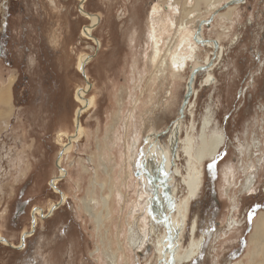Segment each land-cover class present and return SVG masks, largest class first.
Masks as SVG:
<instances>
[{"label": "rangeland", "instance_id": "374dc122", "mask_svg": "<svg viewBox=\"0 0 264 264\" xmlns=\"http://www.w3.org/2000/svg\"><path fill=\"white\" fill-rule=\"evenodd\" d=\"M80 1L0 0V85L14 77L13 112L0 120V264H166L159 261L166 224L152 212L156 189L144 172V156L162 132L156 152L165 148L169 157H158V183L162 191L169 185L180 205L189 192L184 180L193 160L181 148L189 138L197 146L206 118L225 144L220 160L205 164L183 245L195 221L196 237H202L200 220L212 237L197 264H264V249L251 245L249 237L236 255L242 230H229L234 219L242 220L240 208L256 192L264 193V0H239L233 21L218 15L227 0L215 5L182 0L177 10L186 12L196 38L201 31L200 39H192L186 71L174 67L172 53L183 35L169 21L157 28L161 53L153 57L149 13L160 0ZM81 3L98 16L96 23ZM167 9L157 15L181 17ZM206 17L210 20L197 32L199 19ZM214 39L221 41L219 51ZM194 58H212L215 65L196 71L176 152L170 153ZM81 88H88L92 100L80 116L82 128L76 122ZM76 134L55 189L58 154ZM54 205L50 215H36L35 229L23 239L34 228V209L46 214Z\"/></svg>", "mask_w": 264, "mask_h": 264}, {"label": "bare ground", "instance_id": "6f19581e", "mask_svg": "<svg viewBox=\"0 0 264 264\" xmlns=\"http://www.w3.org/2000/svg\"><path fill=\"white\" fill-rule=\"evenodd\" d=\"M81 1H83V0H81ZM181 1L182 0H175V2H173L172 0H165L164 2L166 4V7H164V8H166V10H168L167 8L169 7L172 10H177V5L179 3H181ZM195 1H196V4L199 5L203 1L206 2V4H208L212 0H195ZM238 2H240V1L239 0H227L228 4L224 5L226 8L223 9L222 11H220L218 13V15H220V17L222 19L226 18L225 20L231 19L230 21H233V16L231 17V15H233L234 11L238 8V6L236 4ZM217 3H220V0H216V1L214 0V3H212V4L215 5ZM162 4H163V2L161 0L155 2L153 4V6L151 7V11L149 13L150 18H151V22H152L153 40H154V45H155L153 48V50H154V56L153 57H155L157 59V57H159V55L161 53L160 52L161 47H159L160 46L159 42L161 41V37H160V34H156L157 28L159 26L162 29L163 27L161 25H163L167 21H169L170 26L172 25L175 27V33H177V31H179L180 34L183 35L182 39L179 38V39H181L182 45L181 46L178 45V46H180V48L177 47L176 51H173V53H172V55L174 57V65H175L174 67H177V70L181 69V71H182L187 64V60H188L190 53H191V57H192V52H193V47H194L193 44L195 43V42L193 43L192 39L194 41H196V39H198V38L200 39V34H199L201 32L200 30H202L204 24L207 23L208 20H210V18L208 19L206 17V18H200L199 19L198 23L200 26H198L196 31L197 32L200 31V32H198L199 35L197 34L198 38H196V34L194 35V31L189 29V27L187 25L189 21H187V20L185 21V19H186L185 13L186 12L183 10L181 11L180 7H179V11L181 14V17L178 18L179 20L178 19L177 20L172 19L170 13H167L164 16H159V15H157V13H159L160 10L164 9V8H162L163 7ZM81 6L83 7V3H81ZM216 11L218 12L219 10L216 9ZM84 13H86V12H84ZM87 15L92 18L93 23H96L99 19L96 14L91 15V13L88 12ZM222 22H224V21H222ZM174 27L171 28L170 30L174 29ZM181 29H182V31H181ZM91 30H92V28H89V32H91ZM167 31H169V29ZM206 42H207V40H206ZM212 42H213L212 43L213 46H215L216 48L220 47V45H219L221 43L220 39H214ZM176 46H177V44H176ZM219 50H220V48L217 51H219ZM218 54H217V56H218ZM87 60H88V57H84V59L82 61V69L84 68ZM192 60H195V62L192 64V68H194L193 71L194 70L199 71L200 68L205 67V66H206V69H212L215 65V63L212 61V58L211 59L208 58L206 60V62L203 60L197 61V58H194ZM195 78L196 77L192 78L191 81L189 79H187V86L185 89V95L188 92V89H190L191 91L189 93L188 103L185 106L183 113H181V111H180L181 107H180L178 115L174 120L175 125L174 124L173 125H174L175 129L173 131V134L171 133L172 137L169 141L170 146L168 145L170 147L169 148L170 153H171V151L176 152V147H177V143H178V139H179L178 136L181 133L180 129H179V125H180L183 117L185 116V114L188 110L187 108L189 107L190 99L192 98V94L195 91V86H194ZM207 80H208V82L211 81L210 76ZM13 81H14V77L12 76V77H10V81L8 82V84H1L0 85V120H1V118L3 119V118L10 117V115L13 112L12 89H11ZM87 91H88V88H85V89L81 88L77 91V98H78L79 102H82L81 106L78 107L77 113H76L77 114L76 122L78 124L80 123V118H81L80 116L83 113V110H85L86 108H88L92 104V100L87 98ZM208 112L209 111H207V113ZM79 114H80V116H79ZM208 119L206 118L204 120L202 127L198 133L197 146L195 147L192 144V140H194V138H189L188 144L183 146V148H181V149H183L185 154L189 155L193 160L189 161L188 175L185 177V180H184L186 185L188 186L189 192L187 194V197H185L182 200L180 205L177 206V204L174 203L175 197L171 194L170 186L167 185V190H166L165 185L162 186L163 188L165 187L164 191H162L160 189L161 185L158 183V181L160 180V176L158 175V169L160 167L157 166L159 163V162L157 163V161H159L158 157L160 156V158H161L163 156L166 158V161L168 160V157H169L165 152L166 151L165 148L161 152L158 151V154L156 152V148L161 143L160 142L161 140L159 141V138H160V135L162 132L156 133V137H158V138L156 140L155 139L151 140L150 145H149V149L146 151L145 156H144V166H143L144 172L148 173L149 178L151 179V181L154 184L153 187H154V189H156L154 192V196L152 197V201H151L152 210H153L152 212H153L154 216H156L157 218H161L164 221V223L166 224L165 227H166L167 233H166V235L163 236V239L161 241L162 245L164 243V245H163L164 247L160 248V250H159L160 251L159 261L162 258L166 259V264H184L186 262H190L194 258V255H197L203 246V237H201L199 239L196 237V234H197L196 233L197 229H195L196 222H195V226L193 224V231L191 233V236L189 238V241L187 243L188 245L186 248L184 247L183 242H184V232L186 231V227L188 226V223H189V212L191 209L192 200L195 197H197L196 195L201 191V188L204 184V180H205V176H206L205 175V164L207 162H209L210 160H213L214 157L218 156L219 153L221 152V150L223 149L224 144H225L224 143L225 140L223 139L222 134L220 132H218V130L214 131L211 128H209L210 119H209V121H208ZM79 127L82 128L81 123L79 124ZM69 139H71V141H69V143H67L63 146L62 149L64 150V152L57 159V167H58V169H60L61 174L59 176H56L52 180V186L55 189H58L57 186L59 184L58 183L59 178H61L63 174H66V170L62 167V162H61L63 155L65 152L69 151V149L72 147L73 141H76L77 139H79V135L78 134H76V136L71 135V136H69ZM165 146L167 148V145H165ZM194 147H195V149H194ZM160 148H162V147H160ZM178 151H179V149H178ZM188 159H189V157H188ZM163 165H164V163H163ZM60 193H62V192H60ZM108 196L109 195H107L105 197L103 196L104 206L107 205ZM62 197H64L63 193H62ZM55 207H56V205L52 206L50 208V210L47 212L48 214L47 213L45 214L43 209L40 207L35 208L34 213H33L34 214V219H33L34 220V222H33L34 228L28 232H25L23 234V238L25 239L35 229V226L37 224V216H36L37 214H40L41 216H48L51 214V212L54 210ZM172 212H174V213H172ZM234 221H235V219H234ZM231 224H232V222H231ZM194 229H195V231H194ZM248 237H249V243L251 245H253L255 243L259 248L262 247L264 249V210L259 211L256 218L254 219L253 229H252V231ZM112 257L114 258L115 256H112Z\"/></svg>", "mask_w": 264, "mask_h": 264}, {"label": "flooded vegetation", "instance_id": "af4514ba", "mask_svg": "<svg viewBox=\"0 0 264 264\" xmlns=\"http://www.w3.org/2000/svg\"><path fill=\"white\" fill-rule=\"evenodd\" d=\"M255 81L256 80H253V84L255 83ZM253 84H252V86H253ZM255 91L258 92V87L254 90V93L253 92L251 93L252 99H254V96H256L255 95ZM218 160H220V155L217 157L216 160H212V162L216 163V162H218ZM252 196H253V193L251 194L250 198ZM255 196H256V198H254L253 201L249 202L248 204L246 203L243 208H240V211L243 214L242 220H237L236 219L237 221L235 220V222L232 223L234 227L229 229V230H232V229H236V227H240V229L242 230V233L240 234L241 236H240L239 242H238L239 244H238V247L236 248L237 249L236 255L238 253H242L243 249L246 247L247 241H248V236L250 235V233H251V231L253 229V221L256 218V216L259 213V211L264 210V193H261L259 191V192H256L254 194V197ZM234 213H235V210L232 209V215L230 216L229 219H227V223H228V220H229V222L231 221V218L234 216ZM198 220H199V217H198ZM195 222L193 223L194 226H195ZM230 226H232V225L230 224L228 227L230 228ZM191 228H193V225L191 226ZM198 228H200V230H201L200 233L203 234L202 235V237H203V246L201 248L202 252H201V254L198 255V257H196L193 260H191L190 262H186L184 264H197V261L200 259V257L202 256V254L204 252L205 245L207 247V244H208L209 240L212 237V230H210V228L206 227V230H202V223L200 222V220L198 221ZM195 229H197V222H196ZM195 229H194V231H195ZM192 231H193V229H192ZM192 231H191V233H192ZM236 231L238 232L239 230H235V232ZM195 256L196 255H194V257Z\"/></svg>", "mask_w": 264, "mask_h": 264}, {"label": "water", "instance_id": "95a60500", "mask_svg": "<svg viewBox=\"0 0 264 264\" xmlns=\"http://www.w3.org/2000/svg\"><path fill=\"white\" fill-rule=\"evenodd\" d=\"M224 7H221L220 8V10L221 9H223ZM80 9L83 11V12H85L84 11V9H83V7L80 5ZM86 14H87V12H86ZM85 70H84V68L82 69V72H83V74H84V76H85V78H86V75H85V72H84ZM196 71L197 70H194V71H192V73H191V76H190V81H191V79L192 78H194L195 77V74H196ZM198 72V71H197ZM87 79V78H86ZM190 89H188V92L186 93V95H185V97H184V100H183V103H182V106H181V113H183V110H184V108H185V106L187 105V103H188V97H189V93H190ZM79 116H80V114H79ZM69 141H71V139H69ZM63 152H64V150L62 149L60 152H59V154H58V157L60 156V155H62L63 154ZM24 239V238H23Z\"/></svg>", "mask_w": 264, "mask_h": 264}]
</instances>
